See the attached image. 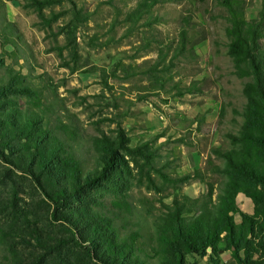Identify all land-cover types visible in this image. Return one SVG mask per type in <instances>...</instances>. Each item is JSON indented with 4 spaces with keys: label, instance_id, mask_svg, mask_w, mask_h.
<instances>
[{
    "label": "rangeland",
    "instance_id": "1",
    "mask_svg": "<svg viewBox=\"0 0 264 264\" xmlns=\"http://www.w3.org/2000/svg\"><path fill=\"white\" fill-rule=\"evenodd\" d=\"M143 2L0 0V56L56 108L55 114L68 113L84 135L116 138L120 129L128 139L122 153L132 171L126 195L157 212L176 197L194 199L209 189L218 193L223 177L214 169L225 163L212 151L228 150V135L238 136L248 80L234 75L227 55V14L215 0H165L149 18L132 25L127 16ZM260 5V0H236L234 8L246 22L257 17ZM182 30L187 31L186 53L170 63ZM161 54L169 71H153ZM5 74L1 69L0 78ZM13 101L22 109L36 103L15 96L4 102ZM142 150L154 156L150 180L135 165L142 163ZM195 171L198 179L179 180ZM92 196L97 201L113 197L107 188ZM236 206L241 213L254 212L242 192ZM53 213L54 205L34 180L0 155V264H25L32 254L43 253L33 235L65 246L68 264H90L84 249L69 240L68 223ZM234 219L241 223L239 214ZM218 249L215 258L209 254L197 264H238L224 242Z\"/></svg>",
    "mask_w": 264,
    "mask_h": 264
},
{
    "label": "trees",
    "instance_id": "2",
    "mask_svg": "<svg viewBox=\"0 0 264 264\" xmlns=\"http://www.w3.org/2000/svg\"><path fill=\"white\" fill-rule=\"evenodd\" d=\"M162 1L144 0L127 16L128 21L137 25L149 18L152 8ZM215 2L227 14V55L234 75L248 80L243 87V124L238 136L228 135V150L212 151L225 163L224 168L214 169L223 177L218 193L209 189L194 199L176 197L157 212L133 204L126 195L132 171L122 153L128 139L120 129L116 138L84 135L68 113L64 117L55 114L56 108L29 87L25 76L7 68L0 56V70L6 71L0 78V155L34 180L54 205L53 216L68 223L69 240L84 249L90 264H189L188 257L197 264V259L220 254L223 242L238 264H264V0H260L257 17L246 22L236 14V0ZM187 40V31L182 30L170 63L184 56ZM165 59V54L159 55L153 71L160 67L169 71ZM11 96L36 103L22 109L16 101L4 102ZM138 155L142 163L135 165L140 176L150 180L154 156L147 150ZM199 177L195 171L179 180L187 183ZM102 188L108 189L111 200L97 201L92 196ZM239 192L252 201V215L238 210ZM236 214L241 217L239 224ZM33 237L43 253L32 254L25 264H46L50 258L68 264L65 246Z\"/></svg>",
    "mask_w": 264,
    "mask_h": 264
}]
</instances>
